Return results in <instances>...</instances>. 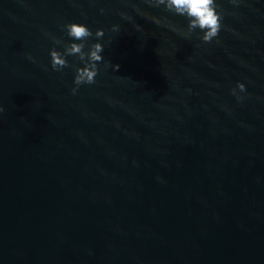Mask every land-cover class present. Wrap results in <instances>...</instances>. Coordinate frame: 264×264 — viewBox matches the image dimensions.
<instances>
[{
    "label": "water",
    "instance_id": "obj_1",
    "mask_svg": "<svg viewBox=\"0 0 264 264\" xmlns=\"http://www.w3.org/2000/svg\"><path fill=\"white\" fill-rule=\"evenodd\" d=\"M216 3L206 43L151 0H0V264H264V0ZM69 22L104 47L75 95Z\"/></svg>",
    "mask_w": 264,
    "mask_h": 264
},
{
    "label": "clouds",
    "instance_id": "obj_2",
    "mask_svg": "<svg viewBox=\"0 0 264 264\" xmlns=\"http://www.w3.org/2000/svg\"><path fill=\"white\" fill-rule=\"evenodd\" d=\"M235 2L236 0H233V3ZM151 3L156 7L164 5L168 11L185 17L188 21V27L183 34L186 37H190L196 29H199L203 32V36L200 38L204 42L210 43L219 35L223 17L222 13L217 10L218 5L216 0H151ZM62 27L71 42L65 43L62 39L53 36L52 39L54 43L63 45L64 51H58L56 48L50 49V63L53 71L61 72L64 68L70 66L66 59L67 56L78 57L79 61L84 66L76 67L75 69L76 74L73 81L75 87L71 89L72 94L75 95L81 85H91L96 82L95 78L98 75L97 64L104 59L101 55L104 51V47L101 43L97 42L87 45L88 51H85L86 41L93 36L92 31L85 24L69 22ZM118 28V25H113L110 31L116 32ZM95 36L97 38L103 37L104 30L97 29ZM109 66L112 67L113 71H118L120 67L118 64L113 65L108 61L105 67ZM236 89H239L240 92L246 91L245 85L240 82L237 83ZM236 89H233L234 95L236 94ZM3 110L4 109L0 107V112H3Z\"/></svg>",
    "mask_w": 264,
    "mask_h": 264
}]
</instances>
